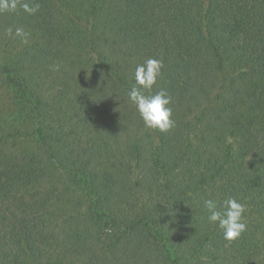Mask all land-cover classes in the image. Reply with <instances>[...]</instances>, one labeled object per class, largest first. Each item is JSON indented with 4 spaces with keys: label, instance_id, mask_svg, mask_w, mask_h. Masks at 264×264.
Wrapping results in <instances>:
<instances>
[{
    "label": "trees",
    "instance_id": "1",
    "mask_svg": "<svg viewBox=\"0 0 264 264\" xmlns=\"http://www.w3.org/2000/svg\"><path fill=\"white\" fill-rule=\"evenodd\" d=\"M37 2L0 14L19 113L0 124V264H264V0ZM149 58L163 68L146 94L172 97L167 133L128 97ZM26 126L41 149L17 148ZM42 156L72 168L64 182ZM229 197L246 206L235 242L204 207Z\"/></svg>",
    "mask_w": 264,
    "mask_h": 264
},
{
    "label": "clouds",
    "instance_id": "2",
    "mask_svg": "<svg viewBox=\"0 0 264 264\" xmlns=\"http://www.w3.org/2000/svg\"><path fill=\"white\" fill-rule=\"evenodd\" d=\"M39 9L40 4L37 0H0V14L22 10L29 15H35ZM6 33L9 37L20 38L24 44L29 42L30 33L23 28L17 27L13 33V29L9 27ZM162 68L163 62L155 58H149L137 65L134 74L135 84L128 92V97L136 106L146 128L167 133L175 126L171 107L172 97L165 89H160L155 94H146L151 93L158 83ZM54 70L58 71L59 67ZM204 207L208 213L209 223L218 225L226 241L235 242L247 231V224L244 222L246 206L235 197L226 198L222 202L209 198L204 200Z\"/></svg>",
    "mask_w": 264,
    "mask_h": 264
},
{
    "label": "rangeland",
    "instance_id": "3",
    "mask_svg": "<svg viewBox=\"0 0 264 264\" xmlns=\"http://www.w3.org/2000/svg\"><path fill=\"white\" fill-rule=\"evenodd\" d=\"M18 43H21L20 41L18 42ZM1 65V64H0ZM0 71H1V68H0ZM13 98H14V94L11 92V90H9L7 87H6V85H5V83H4V80H3V76L0 74V124H2V125H5V123H4V121H5V119L8 117V116H14V115H18L19 113H17V111H18V109L17 108H15V106H14V100H13ZM57 108H61L60 106H58ZM60 117L62 118L64 115H65V112H64V110H61L60 109ZM51 115H54V112L51 114ZM51 115H49V117H48V119H51L52 118V116ZM56 119V118H55ZM8 121V123H9V121H10V119H8L7 120ZM65 123H69V125L71 126V125H75L76 127H75V130H76V133H77V135L76 136H74V137H71V138H73V139H75L76 140V138H81V139H83V137H82V135H84V129L83 128H79L78 127V124L76 123V121H70V119H69V116H68V119H67V121L65 122ZM13 126H15V124L13 125ZM16 126H17V124H16ZM8 127V125H6V128ZM78 127V128H77ZM72 128V127H71ZM22 128H20V130H21ZM24 129V131L26 132V133H28V135H27V137H24V139H26L27 140V142H21V141H19V143H18V146H17V148L18 149H22V148H27L28 150H37V149H41V147L38 145V144H36L35 142H34V140L32 139V137H30L29 136V133H30V131H31V128L29 127V126H26V127H24L23 128ZM133 131V130H132ZM24 132V133H25ZM9 133H11V132H9ZM23 134V133H22ZM125 134H121V136H120V138L116 141L117 143H119V144H121L122 142L124 143V144H127V143H125L124 142V140L126 139L125 138ZM133 136H134V132H133ZM76 137V138H75ZM88 138V137H87ZM23 139V138H22ZM24 139H23V141H24ZM32 139V140H31ZM13 139H9L8 140V145L10 146V144H12V141ZM74 140V141H75ZM85 140V139H84ZM88 140H89V138H88ZM83 141V140H82ZM18 142V141H17ZM10 143V144H9ZM10 151H14V148H12L11 147V150ZM42 158H43V162H44V166H43V168H45L44 169V175H46L45 176V179L46 178H50V179H52L54 182H56V183H59V182H64L66 179H67V175H66V173H65V171L68 173L69 171H70V169H72L71 167H69V166H66V167H64L65 169H62V170H59V169H55L53 166H52V164H49V162L46 160V157L45 156H42ZM131 167L134 169V170H136V169H138L136 166H135V163L133 164L132 163V165H131ZM74 189H76V188H74ZM82 193L80 192V194L79 193H77L76 195H75V197H77V196H80Z\"/></svg>",
    "mask_w": 264,
    "mask_h": 264
}]
</instances>
